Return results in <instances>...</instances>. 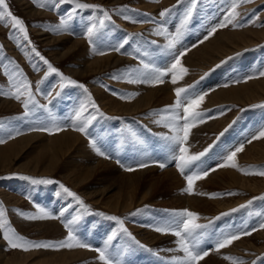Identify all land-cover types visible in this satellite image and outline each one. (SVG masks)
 Wrapping results in <instances>:
<instances>
[{
  "label": "rangeland",
  "instance_id": "obj_1",
  "mask_svg": "<svg viewBox=\"0 0 264 264\" xmlns=\"http://www.w3.org/2000/svg\"><path fill=\"white\" fill-rule=\"evenodd\" d=\"M260 1L262 0H198L193 16L186 26L181 40L173 51H169L165 48L167 38L154 34L152 31L163 25L168 32L175 33L180 27L187 4L177 6L170 15L161 18L159 13L165 8L176 5L177 0L167 5L160 4L155 10L141 7L140 0H84L87 3L102 5L111 16L110 20H105L103 27L100 29L97 37L96 52L114 53L126 59L123 64L112 65L111 68L106 69L104 72L88 75L81 71V69L86 67L82 61V54L77 56L70 54L68 57L57 60L52 53L55 52L59 55L65 52L72 43L70 39H83L85 46L92 50V46L88 43L83 33L91 23L103 19L102 13L91 9L81 10L75 19L71 21L68 30L57 33L55 29L59 24V17L69 13L71 5L65 4L55 9L47 6V0H35V2L34 0H6L9 10L25 22L31 43L25 41L15 29L0 22V45H2V48H0V88L7 91L12 81V76L6 75V72L12 73L16 80L20 79V76L16 73L22 72L23 76L31 82L32 90L40 104L48 102L47 93L51 92L52 96H55V92L60 91L61 95L53 99L49 105L52 114L63 130L67 129L80 133L89 145V136L77 131L76 128L79 126V122L73 123V120L75 111L82 103H87L88 93H91L92 99L99 106V110L103 115L98 114L92 107H88V111L84 115L96 116V119L89 125L88 132L91 138L97 140L98 147L111 156V159H108L101 155L95 156L88 153L86 154L87 157L82 154V160L80 159L81 157H74L73 155V157H67V162L71 161L67 164L68 167L79 164L80 168L91 167L94 169L95 166V170L98 168L96 170L98 173H93L92 178L84 185H76L69 181L62 171H56L52 173L53 175L51 173L40 175L21 169L16 170L15 168L35 158L41 150L39 143L32 142L30 146L25 148L26 150H23L18 160L15 161V170L11 169L10 172H4L3 169H0V202L7 210L6 217L12 227L20 235L32 241H58L67 235V229L64 225L79 217L72 225L75 233L83 242L91 244L93 249L97 247L103 248L105 243L108 242L109 251L115 253L120 250L121 258L125 261V264H173L171 259L173 256L183 255L182 252L176 250L178 248L176 243H171L172 239L176 241L178 238L171 234L157 233L154 231V227L168 219L173 211L187 208L196 212L191 207L195 204L191 197L197 196L195 198L200 197L199 199L203 198L202 200L207 202V207L200 211L201 214L197 222L209 225L211 221L200 245L201 249L209 251L210 254L201 260L199 264L207 260L210 261L213 258H217L220 264H225V262L227 264H241V262L242 264H264V249L258 250L255 248V246L264 245V229L259 228L260 223H264V190L256 193L238 184L239 187L236 184L230 187L228 180L213 183L211 181L212 173L215 171H229L231 169V167H218L219 164L225 161L231 151H234L241 144L246 149L254 141H262L264 139H252L251 143L247 142L253 135L258 136L260 130H264V99L244 104L241 102L210 104L209 100L208 103L205 102L207 101V96L205 97L199 109L204 112V122L200 123L198 121L196 124H201L203 130L201 134H195L190 139L188 138L185 146L189 149V155L199 153L209 145H213V147L193 168L186 170L185 175L195 174L201 169H208L209 173H211L209 176L194 182L193 193L183 191L187 187V181L184 175L176 168L175 162L171 161V156L176 153L171 151L170 148L177 149V146L170 145L161 138L162 136L172 135L171 129L154 123L159 117L153 115V113L159 112L165 106L174 104L176 87L194 85V87L189 89L190 93L208 92L209 94L210 90L213 92L223 84L224 86L225 84H230L229 86H231L242 82L248 83L252 79H258V77L263 78L264 76L259 75V73L264 71V40L258 42V44L243 47L239 51L221 58L216 64H212L208 68L201 67L198 64L188 68L181 59L182 64L188 68L190 73L187 72L184 75L183 81L185 84L183 86L175 85L169 88L173 101L164 104L155 103L143 109V112L139 114L112 113L105 107L101 100V95L98 94V92L103 91L102 94L111 95L114 99H122L121 97L124 96L125 98L123 99L125 100H139L147 92L148 89L146 88L149 87L148 85H151L130 82L132 78H135V70L139 66L140 59H144L145 62H150L160 69H167L173 61L174 54H178L181 51L187 53L193 50V48L210 39L221 29L240 31L241 29L252 27L259 31H264V2L259 3ZM40 3H44L46 6L40 7ZM234 3L237 5V12L239 13L236 20L225 27H217L216 32L209 36L208 33L213 27L224 22L225 16L231 11ZM27 5H29L30 9H33V12H29V8H26ZM0 9H2V6H0ZM125 17H128V19H125ZM140 26L145 28L139 29L138 27ZM10 33H16V35L13 37ZM206 36L208 37L207 39H205ZM43 37H48L51 43L47 44ZM253 37L255 39L259 38L256 34H253ZM125 40L128 43L120 52L110 50ZM33 46L36 52H39L60 72L78 81V84H83L87 92L78 85L67 84L61 90L60 76L55 73L45 76L48 71L47 65L40 60L36 52L32 51ZM145 53L148 55L145 56ZM237 53L240 55H237ZM230 57L231 59H229ZM221 61H225V63L221 64ZM217 65L220 66L217 67ZM196 68L199 69L197 70ZM78 69L81 71L80 73L74 74L72 72V70ZM129 73H133V76H130ZM205 73H208V75L205 76ZM249 76L253 78L248 79L247 77ZM202 77L203 79H201ZM179 81L181 82V80ZM165 82L172 83L171 75L164 77ZM156 86L151 85L150 87ZM135 93H138V95H133ZM23 99L24 97L17 101L12 97L0 95L1 101L10 100L15 103L14 106L9 107L0 102V124L3 125L0 128V139L6 142L11 139L9 138L10 136L12 138L17 136V132L20 133L19 135L42 132L41 134L47 137L58 133L32 130L42 126L52 127V123L49 121L48 113L45 110H34L33 113L24 116ZM230 124L232 126L228 128ZM225 128H228V131L223 136H220L219 134ZM132 133H135L142 143H137ZM191 139L192 142H190ZM2 144L0 143V146ZM143 149L144 152L141 153ZM244 150L237 153L236 160L240 167L233 170L246 178L264 180V176L256 174L264 170V161L249 160L243 153ZM93 151L94 154H98L94 149ZM101 159H106L105 162H108L109 166L103 167L99 164L101 165L99 167L97 161L100 163ZM117 160L120 161V164L117 163ZM154 161L167 162L168 166L161 169L158 163ZM141 162L148 164V167L155 165L161 169L157 173H151L150 170L146 172L145 176L148 178L151 174L158 178L157 174L172 168L178 173L183 183L178 181L175 183L176 186L169 187L170 189L159 187L160 189L158 188L155 194L156 197H153L154 200L146 199L147 201L139 202L127 212L116 213L106 205L96 203L88 196V193L94 191L100 194L102 192L106 198L119 193L121 191L120 188L126 184L128 185L129 182L128 179L122 177V174L129 173V171L125 172V167L136 168ZM146 168H137V170H147ZM212 168L216 170L211 171ZM24 176L34 178L48 177L63 183L77 192L85 203L90 206V210H85L77 201L63 193L59 184H33L31 181L23 179L22 177ZM140 178L139 186L135 189L136 193L134 192L135 196L138 197L146 191L143 189L145 178L139 176L138 181ZM123 179L125 180L123 181ZM229 193L232 194L230 195ZM10 195H14L17 200L9 199L8 196ZM215 200L234 204L215 213L213 211L216 208ZM249 201H251V204L248 203ZM37 203L47 208L53 216L57 217L48 220L56 222L60 229H56L54 226L50 227L51 225H43V220H28L17 211L35 213L37 211L35 207ZM241 205H245V207L241 208ZM233 208L238 209V211L231 212L230 210ZM137 209H141V212L135 216L129 215ZM62 211L64 215L60 216ZM100 213L104 215H100ZM221 213L228 214L221 216ZM112 215L123 219L125 227L143 245L153 249V252H148L136 246L125 233L120 231L118 222L108 218ZM252 229L256 230L252 231ZM243 230L251 231L252 234L242 236L230 246L219 251L215 250L216 241L222 238V234L236 233ZM114 233V238L108 241V237ZM152 235L157 236H155V241ZM149 238L153 240L148 242ZM0 241H2L1 248H4L3 250L1 249L3 254L12 255L13 253L26 254L34 252L35 258L31 259L27 264H40L39 261L44 257L54 258L57 256L63 258V254H68L67 260L49 264H97V260L104 264L103 261L98 259V253L91 249L78 248L95 252V254L92 253L93 256L88 254L86 256L80 254L72 256L67 248L31 249L28 251L11 249L2 238V234H0ZM244 243L254 244L255 246L251 248ZM170 245L174 246L172 248L174 253L169 251L171 249ZM155 253H158V255ZM228 257L236 259H228ZM76 260L78 261L76 262Z\"/></svg>",
  "mask_w": 264,
  "mask_h": 264
},
{
  "label": "snow or ice",
  "instance_id": "obj_2",
  "mask_svg": "<svg viewBox=\"0 0 264 264\" xmlns=\"http://www.w3.org/2000/svg\"><path fill=\"white\" fill-rule=\"evenodd\" d=\"M35 2V0H34ZM159 2V0H156ZM198 0H177L176 5H173L169 8L163 9L159 16L161 18L167 17L171 14V12L181 4H187L188 6L185 9L183 19L181 21L180 27L176 30L175 33L168 32L163 25L158 26L155 29L157 35L165 36L167 38V43L165 48L169 51H173L176 48V45L179 43L183 36V32L186 29L189 21L193 16L194 9L197 6ZM69 4L71 5V11L66 15H61L59 17V24L56 27V32L60 33L65 30L69 29L70 23L75 17L79 14L81 10L91 9L97 12L102 13L103 19L98 20V22L91 23L89 26L86 27L83 35L86 36L88 43L92 46V51L95 53L97 51V37L100 32V29L103 27L105 20H110L111 16L107 9H105L102 5L99 4H91L84 2V0H47V6L51 8L58 9L62 5ZM0 22H3L5 26H10L12 29H15L16 32L22 35L25 41L31 43L29 39V33L25 22L23 19L15 16L10 10L6 0H0ZM40 7H45L44 3L39 4ZM239 15L237 12V5L234 3L231 11L228 13L227 16L224 18V22L213 27L208 35H212L216 32L217 27H225L227 24L233 23L236 20V17ZM128 19V17H125ZM146 22V21H140ZM13 37L16 33H10ZM208 37L206 36L205 39ZM128 43L127 40L121 42L118 46L113 49L116 52H120L121 49L125 47ZM155 43V42H153ZM2 48V45H0ZM33 52H36L35 47L32 48ZM98 54L105 55L104 51H100ZM36 55L39 56L40 60L47 65L48 71L45 73L47 77L49 74H57L61 78L60 88L61 90L67 85H78L79 87L83 88L85 92H87L86 87L83 84H78V81L72 79L69 76H66L64 73L60 72V70L54 67L46 58L40 55L39 52H36ZM145 56L148 54L145 53ZM185 55V52L181 51L178 54H174V58L172 63L167 69H160L150 62H145L144 59H140L139 66L135 70V78L130 80L131 83H147L153 86L159 85L164 83V77L167 75H171V82L176 84L178 80L183 79L184 75L187 74L188 69L183 66L181 62V57ZM237 55H240L237 53ZM231 59V57L229 58ZM225 63V61H221V64ZM220 65H217L219 67ZM214 71V69H213ZM6 75L12 76V81L10 83L9 88L7 91L0 88V95L9 96L17 101H20L22 97L23 108H24V116H28L30 113H33L34 110H45L48 113V119L52 123V127L42 126L32 130H39L45 132H59L62 131L63 128L59 126L57 123L55 116L52 114L51 108L49 105L52 103V100L56 97L61 95L60 91L55 92V96H52V93L49 92L46 94V98L48 102L46 104H40L37 101L36 96L32 90L31 82L27 80L22 72L16 73L20 76L19 80L15 79V76L12 73H5ZM130 76H133V73H129ZM208 73H205L207 76ZM259 75L264 76V71H261ZM115 78V77H114ZM248 79H252L253 77L249 76ZM203 79V77L201 78ZM227 86V85H225ZM194 87V85H190L188 87H176L175 94L176 100L174 104L167 105L159 112L153 113V115L158 116L159 118L154 121L156 124L163 125L167 128L171 129L172 135L162 136L161 138L168 142L170 145H176L177 149H171V151L175 152L176 154L171 156V161L175 162L176 168L179 172L184 175L185 180L187 181V187L183 189V191L187 193L194 192V182L200 179H203L209 175L208 169H201L199 172L195 174H187L185 175L186 170H190L193 168L197 162L201 161V158L204 157L209 150L213 147V145H209L203 151L189 155V149L185 146L186 142L189 138L191 130L193 127L196 126L197 122L200 123L204 122V112L200 111V106L205 100V97L208 95L207 92L205 93H190L189 89ZM39 91V89H37ZM133 95H138L135 93ZM122 99L125 98L124 96L121 97ZM92 107L95 111L103 115L102 112L99 110V106L95 104L94 100L91 97V93H88V100L87 103H82L79 108L74 113V120L73 123L79 122V126L76 128L77 131L84 133L86 136H89L90 145L91 147L101 156L105 158L111 159V156L108 155L106 152L102 151L100 147H98L97 140L95 138H91L88 127L92 123L93 120L96 119L94 115L85 116L84 114L88 111V107ZM255 107V106H253ZM234 123V122H233ZM231 124L228 128H231ZM3 125L0 124V128ZM228 128H225L219 135L223 136L225 132L228 131ZM20 133L17 132L16 135ZM134 140L137 143H142L139 137L136 136L135 133H132ZM9 138H12L11 136ZM219 138V137H218ZM264 138V130H260L259 135H253L248 143H251L252 139H259ZM5 140L0 139V143H4ZM244 150V145L241 144L238 146L234 151H231L230 154L225 158V161L218 165V167H234L239 168L240 166L237 163L236 157L237 153L242 152ZM158 163L161 169H164L168 166L167 162H159ZM117 163L120 164V161L117 160ZM149 165L146 163H139L136 168L131 166L125 167V171H135L137 168H146ZM123 167V165H122ZM215 168H212L211 171H215ZM243 171V169H241ZM248 174V173H246ZM259 175L264 176V170L256 173ZM25 180L31 181L33 184H59V187L62 189L63 193L67 196L73 198L75 201L79 203L85 210H90V206L85 203L82 197L78 195L77 192L73 191L71 188L67 187L63 183L55 181L54 179L48 177H40L34 178L31 176H24L22 177ZM230 195L232 193H229ZM251 204V201L248 202ZM37 211L35 213H24L20 210V215L28 220H45V219H55L57 217L53 216V214L45 207L39 205L38 203L35 205ZM241 208L245 207V205H241ZM6 209L3 207L2 202H0V234H2V238L7 242V246L11 249H21L24 251H28L31 249H73V248H84V249H91L98 253V259L103 261L104 264H125V261L122 260L120 255V250H117L115 253L109 251V244L108 242L105 243L103 248L97 247L92 248V245L89 243L83 242L78 235L75 233L73 228V224L79 217L74 218L73 221L66 223L64 226L67 229V235L65 238L58 240V241H32L28 238L20 235L14 227H12L10 221L6 217ZM231 212H236L238 209L233 208L230 210ZM141 212V209H137L135 212L130 213L129 215L135 216ZM228 213H221L220 215H227ZM64 212L60 213V216H63ZM100 215H104L100 213ZM110 220L117 221L119 224L120 231L125 233L134 244L148 252H153V249L149 248L146 245H143L136 237L125 227L124 220L121 219L119 216L112 215L108 217ZM199 214L193 212L187 208L173 211L168 219L163 221L160 225L154 227V231L157 233L162 234H171L178 239L175 241L178 248L177 251L183 253V255L173 256L171 259L173 264H199L201 260L205 257L209 256V251L203 250L200 248L202 239L211 224L209 225L200 224L198 223ZM259 228L264 229V223H260ZM256 229H252L255 231ZM251 231L243 230L236 233L230 234H222V238L218 239L215 244V250L219 251L225 247L230 246L234 241L239 240L242 236L251 235ZM115 236V233L112 236L108 237V241H111ZM169 251H173L169 249ZM158 255V253H155ZM228 259H236L233 257H228ZM242 264V262H241Z\"/></svg>",
  "mask_w": 264,
  "mask_h": 264
},
{
  "label": "bare ground",
  "instance_id": "obj_3",
  "mask_svg": "<svg viewBox=\"0 0 264 264\" xmlns=\"http://www.w3.org/2000/svg\"><path fill=\"white\" fill-rule=\"evenodd\" d=\"M140 1H141L140 2L141 7L145 8V9L155 10L160 4H166L167 5V4L174 2L175 0H162V1L159 0V2H156V0H140ZM262 2H264V0L260 1L259 3H262ZM26 8H29V5H27ZM29 12H33V9L29 8ZM138 28L142 29L145 27L140 26ZM152 33L156 34L155 31H152ZM253 34L258 35L259 38L255 39L253 37ZM43 38L47 44L51 43L49 41L48 37H43ZM262 40H264V31H259L255 28H252V27H248V28L243 29V30L241 29L240 31L239 30L238 31H231V30H228L225 28V29L219 30L217 33H215L207 41L200 43L196 48H193V50H190L187 53H185V55L181 59H182V62L185 64V66L188 68H190V66H192V65L194 66L196 64L201 65V67H207L208 68L210 65L216 64L221 58H223L229 54H232L235 51H239L243 47H249V46L258 44V42H260ZM62 42H64V41H62ZM70 42H72V43L69 47H67L68 49L65 52L60 53L59 55L55 52H53L52 54L54 55L55 59H57V60H60V58L68 57V55H70V54H72L74 56H77L78 54L79 55L82 54V61L86 67H85V69H81V71H83V73H87L88 75L95 74L98 72L99 73L104 72L106 69L111 68L112 65L116 66L118 64H123L126 61V59H124L121 56L115 55L114 53H107L105 55H100V54H98V52H96L97 54L94 53L90 48H87L85 46L83 39H74V40L70 39ZM78 70H75V71L72 70V72L74 74L80 73L81 71L80 70L78 71ZM188 73H190V71H188ZM188 75H191V74H188ZM182 81H183V79H181V82L179 81L176 84L165 82V83H163V85L159 84L156 87H150L151 85H148L149 87L146 88V89H148L147 92L139 100L114 99V98H112L111 95L104 94V93L102 94L103 91L98 92V94L101 95L100 97H101V100L104 103L105 107H107V109H109V111L112 113H119V114L125 113L127 115L128 114H139L140 112H143V109L148 108L151 105H154L155 103L164 104L166 102L173 101V96L171 95L169 88L174 87L175 85H182L183 86L185 83H184V81L183 82ZM225 85H227V84H225ZM229 85L224 86V84H223L221 87H219L218 89H216L213 92H211V90H210V93L207 95V101H205V102L208 103V100H209L210 104L211 103H217V102H241L244 104L247 102L248 103H251V102L254 103V102H257V101L264 99V77L263 78L258 77V79H252L248 83L242 82V83H237V84H234L231 86H229ZM164 96H165V98H164ZM0 102L8 105L9 107H12L15 105V103L13 101H10V100H3V101L0 100ZM202 130H203V127L201 126V124H198L195 127H193L191 130V133L189 135L190 136L189 139L195 134H201ZM41 133L32 132V133L21 134V135H17L15 137L11 138L10 140L4 142L0 146V169H3L4 172H10L11 169H14L15 161L18 160L19 156H21V153H23V150L26 147L30 146V144L32 142H36V143H39V147L41 148V150L38 152L37 156L35 158L29 160L27 163L22 164L20 167L15 168L16 170L21 169L23 171L24 170L30 171V172H33V174L35 173V174H40V175L49 174V173L52 174L56 171H62V172H64L65 177L69 181H71L72 183H75L76 185H84L88 180H90V178H92L93 173L97 172L96 170L98 168L95 170L96 166L94 167V169L91 167H86V168L81 167L82 168V170H81L79 164L72 165L70 167H68V165H67V164H69V162H71V161L67 162V160H66L67 157H73V156L75 157L76 156L79 158L81 157L80 159L82 160L83 159L82 154H85V156L88 153H91L95 156L99 155V154H94L92 147H90L88 142L84 138H82L80 133H77V132L71 131V130H67V129L59 131L55 135L53 134L54 136H51V137H47ZM190 142H192V139L190 140ZM244 149H245V147H244ZM143 152H144V149L141 150V153H143ZM243 153L245 154V156L249 160L253 159V160H259V161L263 160L264 161V139H262V141L261 140L254 141L250 146H248L244 150ZM243 153H241V154L244 155ZM22 156H23V154H22ZM105 160L106 159H101L100 163H98V161H97V164L98 165L101 164L103 167H108L109 163L105 162ZM112 163H114V162H112ZM101 165H99V167ZM102 168H101V170H103ZM146 169L147 170L139 169V170H135V171H132L129 173L122 174V177L129 180L128 185L124 184L125 186L120 188L121 191L119 193H115V195L113 194V196L106 198L105 195L102 194V192L100 194V193L95 192V191L88 193V196L90 198H92L96 203L104 204L108 208L115 211L116 213L127 212V211L131 210L132 208H134L139 202L142 203V201H144L146 199H149V200L153 199V197L157 193L156 191L158 190L159 187L169 188V187L174 186L175 183L178 181H181L183 183V181L180 180L181 178L178 175V173L172 168L166 169L163 172L157 174L156 176L158 178H155L154 176H152V174L148 178L147 176H145V173L149 172V170L151 173H157V171L161 170V169H159L155 165L147 167ZM233 169H234V167H231V169L229 171H215L214 173H212L213 174V176L211 177L212 183L217 182V181L222 182L224 180H228V185H230V187L232 185L238 184V185H241L242 187H247L248 189H251V190L255 191L256 193L264 190V180H256V179L246 178L243 175L241 176L240 174H238ZM98 171H100V170H98ZM139 176H141L142 178H145L143 189L146 190V191H144L143 194L141 193L142 195L140 197L135 196V193H136L135 189L139 186V182L141 180V178H140L138 181ZM124 180L125 179H123V181ZM121 186H122V184H121ZM203 186H204V184H203ZM234 187H236V186H234ZM143 189H142V191H143ZM140 190H141V186H140ZM181 197H183V196H181ZM195 197H197V196H192L191 200H193V202H195L196 205L193 204V206H191V207L193 209H195L196 212L200 216V214H201L200 211L202 209H205V207H207V202L203 201L202 200L203 198L199 199L200 197L199 198H195ZM8 198L9 199L12 198V199L17 200L14 195H10V196H8ZM222 202L223 201H220V200L214 201L216 208L213 209V211L215 213L217 211L224 210V209L228 208L229 206H232V204H234V203H225L226 201H224V203H222ZM106 206H105V208H106ZM107 210H109V209H107ZM202 213H204V212H202ZM209 214H211V213H209ZM39 222H41V221H39ZM46 222H48V223H46ZM42 223H43V225H49V226L51 225L50 227L54 226L56 229L59 228V225L56 222L50 221L48 219L43 220ZM145 235H146V233H145ZM263 235H264V233H263ZM155 236L152 235V237H154V241L157 237V236L156 237ZM147 239H148V237H147ZM147 239H145V240L147 241ZM152 240H153L152 238L151 239L149 238L148 242H150ZM173 242H175V241L172 239L171 243H173ZM244 244H247L251 248H254V246H255L254 244H249V243H244ZM1 247H2V241H0V264H27L31 259L35 258V256H36L33 254L34 252L33 253H26V254H24V253L14 254L13 253L12 255H7L6 253L3 254L2 250L4 248L2 249ZM170 247L172 249L174 246L170 245ZM255 248L258 250H262V249H264V245L255 246ZM69 252H70L69 254L72 256L74 254H80L82 256H86L87 254L90 256H93L92 253L95 254V252H91V251L83 250V249H78V248L69 249ZM173 253H174V250H173ZM43 254H44V252H43ZM63 255H64L63 258L57 257V256H55L54 258L53 257L52 258L44 257L39 261V263L40 264H49V263H55V262L67 260L68 254L67 255L63 254ZM69 261H70V259H69ZM77 261L78 260H76V262ZM93 262H94V260H93ZM218 263H219L218 259L213 258V259H210V261L207 260V261L203 262L202 264H218ZM97 264H101V263L98 262V260H97ZM225 264H227V263L225 262Z\"/></svg>",
  "mask_w": 264,
  "mask_h": 264
}]
</instances>
